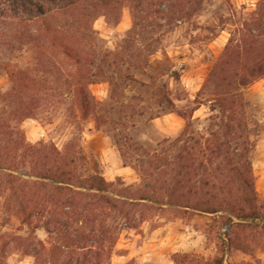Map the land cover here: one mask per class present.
Here are the masks:
<instances>
[{
	"label": "rangeland",
	"instance_id": "rangeland-1",
	"mask_svg": "<svg viewBox=\"0 0 264 264\" xmlns=\"http://www.w3.org/2000/svg\"><path fill=\"white\" fill-rule=\"evenodd\" d=\"M47 1L46 10L66 19L71 11L62 17V10L75 0ZM114 1L79 29L92 70L117 58L113 84L97 78L86 87L93 101L82 106L68 69L51 67L55 52L27 42L36 15L19 11L8 20L0 12V264L75 261L97 247L102 220L111 231L103 264H175L183 255L264 264V230L254 228L264 215L229 212L241 205L246 178L264 212V75L239 85L260 50L247 51L238 32L264 0ZM237 43L238 55L219 65ZM219 99L233 103L231 111L222 112ZM56 152L82 177L100 174L112 185L108 197L133 205L107 219L100 206H87L65 221L38 184ZM206 201L218 212L191 208ZM56 220L77 229L63 232ZM234 223L249 225L239 228L241 247L225 237Z\"/></svg>",
	"mask_w": 264,
	"mask_h": 264
},
{
	"label": "trees",
	"instance_id": "trees-1",
	"mask_svg": "<svg viewBox=\"0 0 264 264\" xmlns=\"http://www.w3.org/2000/svg\"><path fill=\"white\" fill-rule=\"evenodd\" d=\"M185 1L188 0H181L183 3ZM115 4H117V1L114 0H75L67 4L64 10H62L64 11L62 17L65 16L67 11H71V13H69L70 15L66 14L67 18L61 19L58 18V12L46 10L48 5L47 0H0V6H3L0 12L3 13L4 17L8 20L15 19L19 11L29 13L32 16L33 14L36 15L34 17L35 19H32L33 23L36 24V28L28 34L26 33L27 42L36 48H46L55 52L49 59L51 60V67L56 69L63 67L64 73L67 71L65 69H68L67 76L69 77V85L72 88V92L77 97L80 106H82L87 101H93V98L86 92V87L89 84H93L97 78L103 76L109 84H113L115 71L112 68H115L117 58H113L112 61L109 62L106 59L107 57H105L102 62L103 64L94 67L92 70L89 64L87 65L85 57L82 56L80 45L77 42L80 36L79 29L89 24L90 20L98 16L102 10ZM254 15L256 20L243 23L238 30L239 33H242L240 43L248 45L249 49L247 48V51H250L252 48H258L260 50L252 66L248 68L246 71L247 73L240 79L239 85L241 86H245L251 82V80L264 75V39L260 41L261 37L264 38V7L263 10L258 11L257 14L254 13L253 16ZM239 44L229 45L225 48L224 54L219 60V65L223 66L230 61L229 57L237 52L235 50ZM236 55L238 54L236 53ZM217 69L216 67L213 69L210 75L211 77H214ZM217 101L218 104H221L222 112L227 110L231 111L233 103H229L226 99H219ZM56 158L58 160L55 161L52 166L43 169L42 173L39 174V178L42 181L38 184L42 189L49 191L48 201L55 206L57 211L58 209L60 210L58 211L59 215L64 217L65 221L73 219L78 216V214L81 216V213L77 212L79 209L86 213L87 206L89 207V211L100 206L101 215L104 219H107L109 213L115 211L119 212V209L133 205L132 201L118 202L116 199L108 197L107 191L112 185L105 182L100 174L95 173L82 177L73 166L75 163L74 161H67L61 158L57 152ZM207 185L208 184L205 183V186ZM79 190L92 193L91 195H87L81 193ZM243 190L244 194L241 198V205L229 207V212L240 219L261 218L264 212L261 206L258 205L257 195L253 191V187L248 178L243 180ZM171 195H173V192ZM86 198L90 200L89 204H84V206L80 207V204H82L83 200ZM137 200L142 202L146 200V197L140 196ZM209 205L211 204L206 201L202 204H193L191 208L205 213H215L220 209V207L215 208ZM218 205L219 204L216 206ZM46 214H52V211L48 210ZM93 216L94 221H98V216L95 214ZM101 222L102 225H100V227L105 230L100 232V238L98 237L92 240L97 247H94L93 251L91 248H88L85 253L77 256L75 261L70 259L64 264L104 263L103 259L109 253V251L104 248V244L110 242L111 231L108 230L109 228H107L105 220ZM54 224H61L60 226L63 232L70 230L76 231L77 229L76 226H72L71 223L61 222V220H56ZM231 227L235 229V233H233V237L228 235L225 236L226 240L230 245L241 247L245 236L241 235L242 230L239 228H249V225L234 223ZM254 228L264 230V226H254ZM58 232L62 234V232ZM69 236V233H67L64 235V238L69 240ZM86 237L85 235L81 239L88 240ZM56 250L58 251L59 249ZM172 260L175 264H222L220 259L197 261L189 259L186 255L181 257L174 256Z\"/></svg>",
	"mask_w": 264,
	"mask_h": 264
},
{
	"label": "crops",
	"instance_id": "crops-1",
	"mask_svg": "<svg viewBox=\"0 0 264 264\" xmlns=\"http://www.w3.org/2000/svg\"><path fill=\"white\" fill-rule=\"evenodd\" d=\"M135 250V253H136V248H134ZM129 256H130V254L129 253H127L126 255H117L116 256V260H117V262H123V261H125V260H128L129 259Z\"/></svg>",
	"mask_w": 264,
	"mask_h": 264
}]
</instances>
